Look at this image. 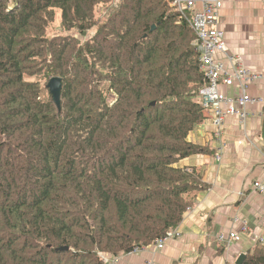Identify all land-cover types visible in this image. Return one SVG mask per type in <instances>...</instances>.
<instances>
[{"label":"trees","instance_id":"trees-1","mask_svg":"<svg viewBox=\"0 0 264 264\" xmlns=\"http://www.w3.org/2000/svg\"><path fill=\"white\" fill-rule=\"evenodd\" d=\"M169 2L0 0V264H104L208 189L177 167L210 153L187 140L208 81ZM239 264H264V245Z\"/></svg>","mask_w":264,"mask_h":264},{"label":"crops","instance_id":"crops-1","mask_svg":"<svg viewBox=\"0 0 264 264\" xmlns=\"http://www.w3.org/2000/svg\"><path fill=\"white\" fill-rule=\"evenodd\" d=\"M219 28L225 54L216 59L223 61L224 70H230L226 55H231L264 76V0H221ZM218 91L222 97L239 96L237 83L223 78ZM249 94L263 103L247 106L245 124L227 115L216 137L212 113L206 110V121L188 135V142L210 153L192 155L177 167L197 169L208 189L185 212L176 229L179 235L162 249L152 244L138 252L101 256L104 264H237L257 244L264 245V196L253 190L256 181H264V81L253 82ZM230 108L222 105L224 112ZM220 234L236 238L224 245L217 239Z\"/></svg>","mask_w":264,"mask_h":264},{"label":"built area","instance_id":"built-area-1","mask_svg":"<svg viewBox=\"0 0 264 264\" xmlns=\"http://www.w3.org/2000/svg\"><path fill=\"white\" fill-rule=\"evenodd\" d=\"M169 5L180 14L196 35L194 45L199 54L200 70L208 81L207 86L199 92L200 101L201 105L212 113V123L216 128L215 135L220 137L227 115H235L242 124H245L248 117L247 106L263 103L262 99L250 96L249 88L255 81H264V76L248 70L231 55H226L229 71L224 70L222 60L216 59L217 54H225L224 32L219 28L221 0H170ZM222 78L227 82L237 83L239 89L237 98L222 97L219 94L218 85ZM225 103L232 105L227 112L222 110V105ZM233 105H238L239 108H233ZM253 190L264 196V181H256L253 184ZM178 235L175 229L164 238L156 240L153 245L157 249H162L168 239ZM235 238V234H230L228 237L220 234L217 237L218 241L224 245L230 244ZM140 249L142 248H135L133 252H138Z\"/></svg>","mask_w":264,"mask_h":264},{"label":"water","instance_id":"water-1","mask_svg":"<svg viewBox=\"0 0 264 264\" xmlns=\"http://www.w3.org/2000/svg\"><path fill=\"white\" fill-rule=\"evenodd\" d=\"M155 29V26H153L151 28V31H153ZM48 92L51 96V99L53 101V103L55 104V106L60 109V94H61V79L58 77H53L51 78L47 85H46ZM66 250V249H65ZM244 256H241L240 259L238 260L239 262L237 264H239L242 260Z\"/></svg>","mask_w":264,"mask_h":264}]
</instances>
